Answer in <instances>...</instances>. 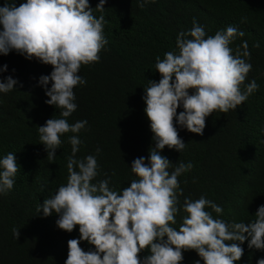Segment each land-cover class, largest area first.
I'll return each instance as SVG.
<instances>
[{
  "label": "clouds",
  "instance_id": "clouds-1",
  "mask_svg": "<svg viewBox=\"0 0 264 264\" xmlns=\"http://www.w3.org/2000/svg\"><path fill=\"white\" fill-rule=\"evenodd\" d=\"M105 3L99 0L93 8L89 0H26L17 6L16 0H5L0 6V54L15 51L52 66L51 73L38 81L49 97L45 103L62 117L49 118L38 128L49 162L55 161L61 136L86 130L87 120L70 124L66 118L78 107L74 88L86 84L79 74L81 66L100 62L108 44L107 21L104 15H94V10L106 9ZM145 3L155 0H144L139 6ZM192 25L170 42L178 53L168 51L163 59L156 57L155 71L161 78L148 80L144 87V111L154 145L148 157L132 161L136 179L120 190L110 187L107 173L105 179L96 180L100 174L96 155L77 159L83 141L78 135L69 137L72 155L67 158V183L37 206V213L42 209L44 217L58 215L59 229L78 231L79 238L67 241L65 264H182L184 252L190 250H194L189 258L194 264L201 260L203 264H264V205L245 221L232 215L225 219L223 208L203 195L196 200L185 197L181 206L183 189L178 178L193 164L174 165L161 154L165 146L180 153L187 146L175 123L202 136L206 117L216 111H235L259 89L254 79L245 84L252 70L248 42L242 41L235 51L230 47L245 35L242 30L227 25L208 35L195 17ZM259 46V42L253 44ZM4 71L6 64L0 66V72ZM18 83L11 75L0 79V93L15 90ZM181 106L183 111L178 113ZM100 151L96 149L97 154ZM20 167L15 153L0 158V194L13 189ZM181 210L187 215L177 230L174 225ZM12 233L19 239L20 228L14 227ZM81 245L90 248L85 251ZM144 251L148 254L141 257ZM195 253L200 259L193 258Z\"/></svg>",
  "mask_w": 264,
  "mask_h": 264
},
{
  "label": "trees",
  "instance_id": "trees-1",
  "mask_svg": "<svg viewBox=\"0 0 264 264\" xmlns=\"http://www.w3.org/2000/svg\"><path fill=\"white\" fill-rule=\"evenodd\" d=\"M22 2L26 0H16L17 6ZM143 2L106 0L102 13L94 10L97 18L104 15L107 21L104 35L108 44L100 53V62L81 66L79 74L86 84L74 88L78 107L66 118L70 124L80 120L88 123L78 134L61 136L63 143L54 162L48 161L38 133L47 119L62 118L58 109L45 103L49 97L38 83L41 75L51 73L52 66L28 60L15 51L0 54V66L7 65L0 79L11 75L19 81L15 90L0 93V158L15 153L21 166L13 189L7 195L0 194V264H65L67 241L79 238L77 230L68 233L59 229L55 223L58 215L44 217L42 209L37 213V206L67 183L70 136L78 135L83 141L77 159L96 155L100 165L96 180L105 179L107 173L110 187L120 190L137 178L130 168L132 161L148 157L154 145L144 111V87L148 80L159 81L156 57L163 59L162 52H179L170 42L177 40L179 32L192 28L193 17L208 35L227 25L245 33L230 47L235 51L242 41L248 42L252 70L245 84L254 79L259 89L235 111H216L206 117L202 136L174 121L187 146L181 153L165 146L161 154L174 165L181 161L193 164L178 178L183 189L180 205L185 197L196 200L203 195L223 208L225 219L232 215L243 221L264 205V0H155L141 8ZM4 3L0 0V6ZM89 3L95 8L99 0ZM256 42L258 48L253 47ZM180 111L182 106L177 109ZM97 148L101 149L98 154ZM185 215L183 210L177 215V230ZM212 215L217 217L215 212ZM14 227L20 228L17 240L13 238ZM81 247L85 251L90 248ZM193 252H184L182 264H194L195 260H189ZM147 254L144 251L140 256ZM196 257L197 253L193 254Z\"/></svg>",
  "mask_w": 264,
  "mask_h": 264
},
{
  "label": "rangeland",
  "instance_id": "rangeland-1",
  "mask_svg": "<svg viewBox=\"0 0 264 264\" xmlns=\"http://www.w3.org/2000/svg\"><path fill=\"white\" fill-rule=\"evenodd\" d=\"M162 57L164 58V53L162 52Z\"/></svg>",
  "mask_w": 264,
  "mask_h": 264
}]
</instances>
